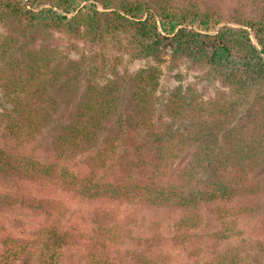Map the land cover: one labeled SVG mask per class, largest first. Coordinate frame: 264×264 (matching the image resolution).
Instances as JSON below:
<instances>
[{
	"label": "trees",
	"instance_id": "trees-1",
	"mask_svg": "<svg viewBox=\"0 0 264 264\" xmlns=\"http://www.w3.org/2000/svg\"><path fill=\"white\" fill-rule=\"evenodd\" d=\"M222 2L0 0V210L38 217L0 264H264L238 225L264 211V0ZM130 208L176 213L192 260Z\"/></svg>",
	"mask_w": 264,
	"mask_h": 264
},
{
	"label": "rangeland",
	"instance_id": "rangeland-1",
	"mask_svg": "<svg viewBox=\"0 0 264 264\" xmlns=\"http://www.w3.org/2000/svg\"><path fill=\"white\" fill-rule=\"evenodd\" d=\"M221 5L223 6L224 14L226 16L231 15L232 6L228 3V0H223ZM98 8L100 9L99 6ZM58 42L63 48L68 44L65 39L59 40ZM32 46L35 47L36 43ZM78 51H81V47L79 46ZM189 75L191 76L192 74L189 73ZM172 84L173 82L165 83L166 87H168V85L171 86ZM1 103L5 104L4 100H1ZM116 178V170H113L107 172L102 181L111 182L112 180H116ZM8 189H10L8 183L0 180V191H6ZM66 206L70 210L68 223L75 222L81 229H83V231H88L92 225L90 218L97 207V202L90 199L69 200L68 202L66 201ZM124 213L126 215L133 214L135 216L139 228H136L137 231L141 233L143 232L144 234L151 233L153 228L159 231L164 236L169 253L177 262L192 260L190 257V250L192 247L182 250L170 245V237L173 235V224L177 216L176 213L171 210H154L150 208H130L125 209ZM37 221V216L19 208L0 210V235L3 233H10L27 236L34 230ZM238 225L242 232V237L247 239L264 240V211L261 214L240 219ZM213 230L214 226H210L206 228L204 232L209 234L213 232Z\"/></svg>",
	"mask_w": 264,
	"mask_h": 264
}]
</instances>
